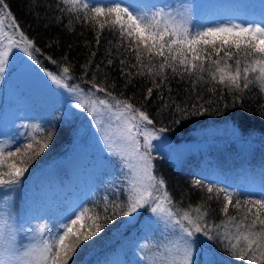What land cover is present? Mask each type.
<instances>
[{"label": "trees", "instance_id": "16d2710c", "mask_svg": "<svg viewBox=\"0 0 264 264\" xmlns=\"http://www.w3.org/2000/svg\"><path fill=\"white\" fill-rule=\"evenodd\" d=\"M246 1L214 0L205 3L214 13L222 8L230 11L239 10L237 15L240 18L250 17L254 21L258 20L260 15L249 8L246 9ZM163 2L165 8L162 6ZM5 3L8 5L6 12L0 11L3 29L7 30L9 35L12 34L11 24L14 18L19 30L33 41L35 48L39 49V51H33L35 57L33 62L43 70L58 76H63L62 68L68 66L71 78L67 80V83L73 86L78 85L86 96L95 93L96 97L105 98V93L95 92L92 84L96 83L105 87L116 97L127 99L136 107L147 111L154 121V125H148L149 129L163 127L166 131L160 135L175 144L189 142L192 150H202L199 145V147L196 146L202 137L199 135L202 134L200 130L212 124H230L236 128L240 136L238 139L220 136L221 146L232 151L236 149L237 140H240L239 142H242L239 143L240 147L251 150L260 157L263 156L264 92L260 90L255 81L248 89L229 90L224 85L211 80L207 72L203 73V80H198L197 74L190 75L184 71L183 67H178L177 72L167 68L162 76L149 75L147 68H144L145 74L141 76L137 74L141 71V67H132L136 64V60L135 52L129 48L131 42L121 37L118 26L109 27L105 24V27L101 29L99 23H104V18H99V23L91 19L86 21L83 11L80 13L68 11V6L63 4L62 0H5ZM111 3L112 0H100L93 5L101 6ZM154 5L156 10L167 11L173 7L174 0H155ZM7 12L11 13V17L6 15ZM192 18L195 22L193 30L205 26L200 23L196 12L193 13ZM15 35L18 38V32ZM0 37L8 38L6 35ZM24 56L27 55L24 53L22 58ZM121 60H124L125 64L122 65ZM161 60L160 57L153 59V73L159 71ZM144 63L147 64L148 61L145 60ZM243 63L242 60V65ZM153 81L160 87L155 88ZM150 87L153 88L152 96L146 99L147 89ZM177 106L182 111H178ZM76 114L74 108H70L69 116L59 111L49 113L25 136L17 138L11 144L0 145L5 155L8 151L16 152L17 148L21 149L16 157L5 161V164L12 160H15L17 164L21 161L27 164V171L21 177L18 187L27 182L31 174H38L42 168L54 165L60 161L61 156L68 154L70 147H73L74 129L79 121L76 119ZM89 125L90 121H87L85 133H88ZM49 133H51V139L47 141L48 147L39 155H35V151L39 148L37 142L43 143ZM210 137L205 136L207 138L205 141L209 145L212 142L208 141ZM28 143H32V149L25 147ZM155 145L152 142V171L158 179L165 181L166 190L172 198L174 211L202 206L207 209V224L209 226L220 225L226 219L220 211L224 203L223 195L221 194L217 199L214 193L207 192V186L228 189L233 194L234 201L237 198L242 201L249 198H261V195L251 189L235 188L233 181L225 183L213 178L204 172L203 168H199L194 163L195 161L174 166L171 159ZM205 147L210 152L215 146ZM0 171H7V167L0 168ZM249 175L252 181L259 178L255 169L249 171ZM197 180L201 181L200 185L195 183ZM123 187L124 184L117 177L108 182L102 181L96 188L94 198L84 200L82 211L88 209V212L85 213L84 228L81 231H87L90 227L94 230V223L101 224L102 230L77 247L69 264H100L107 251L113 250L121 242L128 241L137 231L139 220L128 222L129 216L121 214L127 211L128 198ZM17 195L15 206L18 201ZM210 195L212 199H208ZM246 207L239 212L238 218H242ZM229 213L237 215V210L230 205ZM89 217L95 218V221ZM76 227L79 228L80 225ZM212 234L215 235V232ZM194 239L197 249L201 252L213 256L223 255L235 264H248L246 260H240L231 255L222 238L203 242L200 233H197ZM199 251L196 252L197 264H201L202 258ZM210 262L211 264L216 263V261L205 259L202 264Z\"/></svg>", "mask_w": 264, "mask_h": 264}, {"label": "snow or ice", "instance_id": "6c2138e0", "mask_svg": "<svg viewBox=\"0 0 264 264\" xmlns=\"http://www.w3.org/2000/svg\"><path fill=\"white\" fill-rule=\"evenodd\" d=\"M62 2L68 6L67 10L70 12L83 11L86 21L91 19L99 23V18H104V23H99L101 29L105 24L109 27L118 26L121 37L131 42L129 48L135 52L136 60V64L132 67H141L138 75L145 74L144 68H147L149 75L162 76L167 68L177 72L178 67H183L188 74H197L198 80H203V73L207 72L211 80L224 85L229 90L248 89L255 81L264 92V18L260 22L228 21L200 26L193 30L186 9L176 12L158 9L149 13L138 9L136 5L124 6L119 0H112L110 5L101 6L87 3L85 0H62ZM0 6H2L0 11L6 12L8 5L5 0H0ZM6 15L11 17L10 12ZM2 25L3 21L0 20V31L3 30ZM11 27L13 33L8 36L4 50L0 51V73L4 72L9 53L13 48H19L32 60H35L33 51H39L33 41L19 30L14 18ZM155 57H160L162 60L159 71L153 73L152 61ZM145 60L148 61L147 64L144 63ZM120 63L123 65L125 61L121 60ZM62 72L63 76L52 72H48L47 76L58 87L81 96L80 102L76 104L77 108L85 109L87 105L90 109L89 115L103 113L108 120L115 122L111 135L106 137L110 141L108 147L112 149L116 144L123 145L120 151L114 150L112 154L119 157L131 177L127 211L122 212V215L130 216L146 205H154L150 208L152 213L172 223L173 226H179L182 233L180 239L185 245L180 264H195L191 245L197 233H202L209 239L222 238L230 254L240 260H246L248 264H264V196L243 201L237 198L234 201L233 194L228 189L207 186V192L214 193L217 199L221 194L223 195L224 203L220 211L226 219L220 225L207 224V209L202 206L182 212L179 209L174 211L165 181L153 174L151 163L152 141L159 139V134L166 129L163 127L149 129L148 125H154V121L147 111L141 110L127 99L116 97L111 91L96 83L92 84L93 89L95 92L105 93V98L96 97L95 93L82 95L83 89L78 85L67 83L71 78L70 68L64 66ZM153 86L160 87L155 81ZM152 92L153 88L147 89L146 99L151 98ZM177 110L182 111L179 106ZM50 139L51 133L43 143L37 142L39 148L35 151V155H39L48 147L47 141ZM25 147L32 149L33 145L28 143ZM20 152L21 149L17 148L16 152L8 151L5 155L4 149L0 148V168L7 167V171H0V186L20 183L21 177L27 171V164L23 161L17 164L15 160L5 164L6 160L16 157ZM195 183L200 185L201 181L197 180ZM212 198L211 195L208 197V199ZM230 205L237 210V215L229 213ZM245 207L244 215L238 218L239 212ZM87 212L88 209H84L75 215L74 219L69 218L70 223L63 225L62 234L58 233L50 239H41L22 251L14 245L13 232L10 230L0 232V241H2L0 264H69L77 247L102 230L101 224L94 223V230L90 227L87 231H81L84 228L83 220ZM89 219L95 221L93 217ZM78 224L79 228L76 227ZM38 232L43 235L45 228L41 226ZM213 232L215 235L212 234Z\"/></svg>", "mask_w": 264, "mask_h": 264}, {"label": "rangeland", "instance_id": "374dc122", "mask_svg": "<svg viewBox=\"0 0 264 264\" xmlns=\"http://www.w3.org/2000/svg\"><path fill=\"white\" fill-rule=\"evenodd\" d=\"M97 1L100 0H85L90 4H96ZM154 1L119 0L124 6L136 5L138 9L149 13L156 10ZM206 1L214 0H174L173 7L166 12L186 9L191 28L195 26L192 18L195 12L200 23L205 26L228 21L260 22L264 18V0L246 1V9L260 15L255 21L250 17L240 18L237 15L239 10L222 8L214 13L209 10ZM164 5L163 2L162 6L165 8ZM2 35L9 36L5 29L0 31V36ZM0 41L2 51L7 38L0 37ZM11 52L4 72L0 73V145L11 144L17 138L25 136L49 113L59 111L69 116L70 108H74L76 119L79 120L74 129L73 147H70L67 155L60 157V161L42 168L38 174H31L20 187L18 184L0 186V232H13L14 245L22 251L41 239L62 234L63 225L70 223V219H74L82 211L83 200L94 198L99 182H108L117 177L128 194L131 177L119 157L112 154L114 150L120 151L123 145L116 144L112 149L108 147L110 141L106 137L111 135L115 122L108 120L103 113L89 115L87 105L85 109L77 108L76 104L80 102L81 96L55 85L47 76L48 71L38 67L27 56L22 58L24 53L19 48H13ZM87 121H90V125L88 133H85ZM200 133L202 137L196 146H200L202 150H192L189 142L172 143L160 134V138L152 142L171 159L174 166L195 161L199 168H203L213 178L225 183L233 181L235 188H248L264 196V152L260 157L251 150L240 147V140H237L236 149L232 151L221 146L220 136L235 139L240 136L236 128L227 123L212 124L200 130ZM204 135L211 136L208 141L211 140L210 145L215 146L212 151L210 148V152L205 147L210 145L205 141L207 138ZM252 169H255L259 177L253 181L249 177ZM244 176L248 179H244ZM16 194L18 201L15 206ZM151 206L146 205L129 216L128 222L139 220L137 231L128 241L107 251L100 264H180L185 245L180 239L182 233L179 226H173L152 213ZM41 226L45 228L43 235L38 232ZM200 238L203 242L209 240L202 233ZM191 247L193 260L197 264L196 252L199 250L195 239ZM199 253L202 255L201 264L205 259L216 261L215 264H235L223 255Z\"/></svg>", "mask_w": 264, "mask_h": 264}]
</instances>
